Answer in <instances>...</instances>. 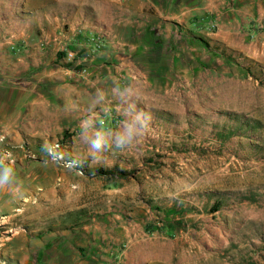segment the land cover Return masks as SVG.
<instances>
[{
	"label": "rangeland",
	"instance_id": "1",
	"mask_svg": "<svg viewBox=\"0 0 264 264\" xmlns=\"http://www.w3.org/2000/svg\"><path fill=\"white\" fill-rule=\"evenodd\" d=\"M185 5L175 11L177 25L167 26L169 9L146 0H0V19L21 18L28 41H12L11 51L36 43L43 53L52 33L77 29L104 39L83 65L63 56L51 64L74 72L73 82L99 55V111L112 107L109 127L119 130L132 103L154 116L139 143L110 148L99 162L88 155L81 121L41 140H58L65 160L81 159L83 169L118 168L131 172L127 179L44 165L41 147L2 137L0 153L11 151L17 171L35 179L20 218L0 222L7 252L15 247L8 241L22 235V249L6 264H264V0ZM151 16L162 19L145 26ZM1 20L6 44L13 27ZM108 38L117 57L107 52Z\"/></svg>",
	"mask_w": 264,
	"mask_h": 264
},
{
	"label": "crops",
	"instance_id": "2",
	"mask_svg": "<svg viewBox=\"0 0 264 264\" xmlns=\"http://www.w3.org/2000/svg\"><path fill=\"white\" fill-rule=\"evenodd\" d=\"M98 1L101 2V0ZM146 1L153 8L158 5L162 9H169L171 12L169 18H173V20L163 18L166 20L163 23L167 26L177 25L176 10H188L190 8L186 5L183 7V4L188 3L189 0ZM151 18L152 16L146 17L145 26L156 21L159 23L162 19ZM177 18H179L178 15ZM1 21L4 22L5 26L13 27L12 33L9 34V37L13 38L2 41L6 44L0 43V137L6 139V144L27 142L39 149L42 146L41 140L53 137L63 129H67L71 121H82L88 116L90 110L100 112L99 108L102 102L96 104L94 101L97 90L103 91L102 86L105 82L101 80L103 76L100 75L101 67L97 60L99 55L95 58L89 73L76 76L71 82V76L74 75V72L67 68L53 69L51 64L55 58L57 59L54 52L59 49V45H67L68 48H73V44H70L72 43L69 38L70 35L59 34L56 37L52 33L50 37H53L54 41L49 49L43 53L37 51L36 43L28 44L30 45L28 50L17 52L15 50L20 47L18 45L13 48H16L15 50L11 51L6 47L12 46V41L23 40L20 42H28L21 31L22 19L17 16L8 19L2 17ZM147 40L150 42L149 48H155L151 45L150 36H147ZM106 41L109 55L117 57L119 52L116 41H111L109 38ZM154 41L156 43L158 38H155ZM109 73L105 75V78L109 77ZM17 173V183L0 188V222L11 218L19 219L23 205H27L23 202L28 197L30 187L35 179H31L30 174L25 176V171H17ZM21 237L22 235H14L8 241L9 243L12 242L13 247L15 246L14 252H19L22 249L19 242ZM6 244L3 242V245H0V264H6L7 261L16 259V254L12 250L8 251L12 255L9 254L10 257L8 260L6 259L5 253H8ZM8 263L11 264V262ZM19 264H25V262L19 260Z\"/></svg>",
	"mask_w": 264,
	"mask_h": 264
},
{
	"label": "clouds",
	"instance_id": "3",
	"mask_svg": "<svg viewBox=\"0 0 264 264\" xmlns=\"http://www.w3.org/2000/svg\"><path fill=\"white\" fill-rule=\"evenodd\" d=\"M121 98L128 96L127 91L118 93ZM105 98L101 90H97L95 103L100 104ZM112 107L105 105L101 112L90 110L88 116L81 121V139L88 146V155L94 162L102 159V154L110 148L127 149L137 144L152 129L154 116L150 111L143 108H137L136 103L129 104L124 109V120L119 130H114L106 124V120L112 116ZM0 137V141H2ZM41 151L45 154L42 161L44 165L49 162L62 164L65 168L80 169L84 163L83 160L72 158L65 160L66 153L61 148L60 142L44 141ZM16 157L11 151L0 153V188L12 185L18 182V173L16 166Z\"/></svg>",
	"mask_w": 264,
	"mask_h": 264
},
{
	"label": "built area",
	"instance_id": "4",
	"mask_svg": "<svg viewBox=\"0 0 264 264\" xmlns=\"http://www.w3.org/2000/svg\"><path fill=\"white\" fill-rule=\"evenodd\" d=\"M69 38L72 41L73 48H68L67 45H63L59 50L62 52L63 57L67 62H73L76 60L77 64L80 65H83L89 57L99 53L105 46V41L101 36L86 31L85 29H77ZM44 46L43 43H40L41 48ZM15 51L18 52L19 48ZM79 53H81V56L76 58Z\"/></svg>",
	"mask_w": 264,
	"mask_h": 264
},
{
	"label": "trees",
	"instance_id": "5",
	"mask_svg": "<svg viewBox=\"0 0 264 264\" xmlns=\"http://www.w3.org/2000/svg\"><path fill=\"white\" fill-rule=\"evenodd\" d=\"M202 44L205 45V47H209L210 45L208 42L202 38H197ZM63 56L62 53L58 54L57 59H61ZM69 67V64H67ZM233 132L227 133L225 136L228 137L229 135H232ZM77 171H81L83 174H86L87 176H100L105 178H118V179H127L129 176H131V172H126L118 168H102V167H94L91 169H83L82 167L80 169H76ZM219 210V204L215 203L213 206L211 212H216ZM169 230V229H168Z\"/></svg>",
	"mask_w": 264,
	"mask_h": 264
}]
</instances>
